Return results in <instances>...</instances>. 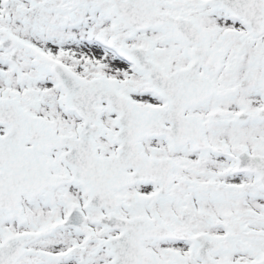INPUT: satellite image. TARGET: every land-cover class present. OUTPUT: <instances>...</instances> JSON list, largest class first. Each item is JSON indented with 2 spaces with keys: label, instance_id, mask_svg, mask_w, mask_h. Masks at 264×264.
<instances>
[{
  "label": "snow or ice",
  "instance_id": "obj_1",
  "mask_svg": "<svg viewBox=\"0 0 264 264\" xmlns=\"http://www.w3.org/2000/svg\"><path fill=\"white\" fill-rule=\"evenodd\" d=\"M0 264H264V0H0Z\"/></svg>",
  "mask_w": 264,
  "mask_h": 264
}]
</instances>
